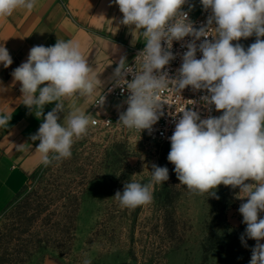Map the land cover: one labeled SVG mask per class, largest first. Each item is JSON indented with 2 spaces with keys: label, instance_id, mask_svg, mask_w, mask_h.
Segmentation results:
<instances>
[{
  "label": "clouds",
  "instance_id": "clouds-1",
  "mask_svg": "<svg viewBox=\"0 0 264 264\" xmlns=\"http://www.w3.org/2000/svg\"><path fill=\"white\" fill-rule=\"evenodd\" d=\"M187 2L114 0L123 14L119 23L138 30L145 43L134 67L121 57L114 70L116 85L130 93L127 109L117 123L140 133L151 132L166 103L164 93L181 98L182 90L189 86L193 91L206 90L208 94L201 100L209 110L214 106L222 115L201 119L192 108H181L167 159L180 184L194 194L208 193L218 199L220 185L239 189L237 198L246 199L238 210L247 226L241 241L246 246L245 236L255 240L250 264H264V244L260 243L264 240V218L260 217L264 213V0H200L211 15L199 29L182 11ZM35 6L36 0H0V18ZM189 36L194 39L187 43L182 65L172 78L164 69L175 59L173 41ZM252 36L256 40L247 49L238 42ZM201 37L204 39L197 48L196 40ZM197 51L202 58L197 59ZM12 63L7 48L0 46V65L7 68ZM129 74L130 81L126 78ZM12 76L21 85L22 104L31 111L35 108V116L43 119L31 137L33 142L39 141L35 150L40 162L48 166L53 160L70 158L74 139L86 135L95 121L76 109L64 116L66 125L59 122V114L65 111L64 98H95V105L105 101L102 93L96 97L101 80L81 45L75 40H57L54 46H33ZM53 102L55 107L45 115L44 107ZM11 119L0 114V127L8 126ZM168 179V168L153 164L149 182L129 181L113 198L127 209L150 204L154 187Z\"/></svg>",
  "mask_w": 264,
  "mask_h": 264
},
{
  "label": "rangeland",
  "instance_id": "rangeland-1",
  "mask_svg": "<svg viewBox=\"0 0 264 264\" xmlns=\"http://www.w3.org/2000/svg\"><path fill=\"white\" fill-rule=\"evenodd\" d=\"M247 40L238 42L247 49ZM170 149L122 129L89 128L70 158L39 165L0 210V264H250L256 241L242 243L238 211L246 199L224 185L218 199L190 192ZM153 164L168 168V181L154 187L150 204L121 208L115 193L149 182Z\"/></svg>",
  "mask_w": 264,
  "mask_h": 264
},
{
  "label": "crops",
  "instance_id": "crops-1",
  "mask_svg": "<svg viewBox=\"0 0 264 264\" xmlns=\"http://www.w3.org/2000/svg\"><path fill=\"white\" fill-rule=\"evenodd\" d=\"M123 14L114 0H36L31 10L17 9L9 17L0 18V46H5L13 63L5 68L0 65V114L12 116L8 126L0 127V210L25 185L30 173L39 165L40 154L35 150L39 141L33 142L43 122L35 116L36 109L29 110L22 104L21 85L15 82L13 71L26 62L33 46H54L57 40H75L102 87L113 79V73L121 57L126 62L132 57L135 47L144 42L139 31L119 23ZM264 39V38H262ZM255 36L247 40V48ZM93 99L73 96L64 98V113L79 109L86 112ZM55 107V102L44 107L46 115ZM109 107L103 111H108ZM264 218V213H260ZM260 243L264 244V240Z\"/></svg>",
  "mask_w": 264,
  "mask_h": 264
},
{
  "label": "built area",
  "instance_id": "built-area-1",
  "mask_svg": "<svg viewBox=\"0 0 264 264\" xmlns=\"http://www.w3.org/2000/svg\"><path fill=\"white\" fill-rule=\"evenodd\" d=\"M195 0H188V2L182 6V11L187 12L190 21H192L193 26L199 29L201 26L207 24V19L211 15L210 10L205 11L203 6L194 5ZM214 35V33H210ZM193 37H185L182 41H173V47L171 51L175 55V59L170 61L169 65L164 69L169 73V76L175 78L178 69L182 65L183 53L187 51V43L191 42ZM203 37L196 40L197 48L199 44L203 41ZM209 40L212 39L211 36L208 37ZM145 47V43L142 42L140 45L134 48L132 57L127 64L134 67L135 58L138 53L141 52ZM197 59L202 58V53L197 51ZM129 81L132 79V75L129 74L126 77ZM103 94L105 101L103 105H95V99L92 101L89 109L87 110V115H89L91 120H94V124H90L89 128L92 129H122L124 131H129L136 136L145 139L146 141L152 142L158 145H171L170 137L175 130V124L182 115V113H177L181 108L188 106L199 113L201 119L208 118L209 116L217 117V110L214 106H211V110L205 106L201 97L207 95L206 90L193 91L189 86L182 90L181 98H178L176 94L164 93L162 99L166 102L163 104L159 120L153 125L151 132L144 130L141 133L137 130L125 129L121 124L117 123L119 116L123 111H126L127 104L126 100L129 96V92L126 87L117 86L114 78L109 81L105 87L99 92ZM99 94L96 96L98 97ZM192 101L195 103L192 104ZM109 107L108 111H103L105 108Z\"/></svg>",
  "mask_w": 264,
  "mask_h": 264
}]
</instances>
